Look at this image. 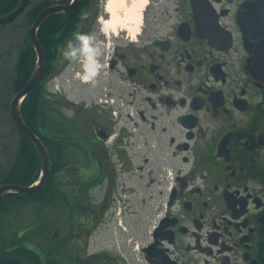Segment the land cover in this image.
<instances>
[{
    "label": "flooded vegetation",
    "instance_id": "flooded-vegetation-1",
    "mask_svg": "<svg viewBox=\"0 0 264 264\" xmlns=\"http://www.w3.org/2000/svg\"><path fill=\"white\" fill-rule=\"evenodd\" d=\"M106 2L78 0L76 12L59 13L75 19L67 39L94 33L107 56L96 81L87 82L98 89L93 96L76 75L79 65L62 56L67 39L47 54L37 31L44 63L36 114L28 125V94L21 118L49 157L37 201L46 194L56 200V233L49 245L40 216L31 214L32 232L30 217L18 226L17 214L0 213V264H12L13 252L24 264L27 251L40 264H264V0H146L135 41L127 30L100 31ZM27 9L21 17L34 7ZM34 23L21 28L20 49L33 48L32 76ZM177 106L189 110L177 115ZM16 133L17 151L0 165V180L14 175L27 140L41 168L28 187L2 181L0 188L42 179L37 147ZM197 179L203 188L187 190ZM24 195L7 191L0 202Z\"/></svg>",
    "mask_w": 264,
    "mask_h": 264
},
{
    "label": "trees",
    "instance_id": "trees-1",
    "mask_svg": "<svg viewBox=\"0 0 264 264\" xmlns=\"http://www.w3.org/2000/svg\"><path fill=\"white\" fill-rule=\"evenodd\" d=\"M21 0H0V18L5 17L11 13H13L17 7L19 6ZM70 0H58L56 3H50L43 1L42 3L36 5L34 9H32L28 15V24H33L40 14L45 8L49 7L50 5L54 4H68ZM75 23L74 17H69L68 15L64 14H57L47 18L40 26L38 32V39L43 47L46 50L47 54H50L52 49L59 44L62 40L67 39L69 37V33L73 29V24ZM8 25V24H7ZM6 25V26H7ZM49 57V56H48ZM36 65V58L35 53L33 51L32 46L29 43L25 44V50L18 53L15 67H14V75H13V82L10 85V92L13 94H18L21 90L25 87L27 82L30 80L32 73L34 71ZM6 91L5 89H2ZM5 94V92H3ZM37 99L35 98V90L29 94L28 99L25 101L23 106V116L25 122L30 125V123L34 120L36 114V107H37ZM21 113V109H20ZM51 161L53 162V166L57 163H61V159H59L58 150H54L53 157H51ZM65 165H67L65 163ZM41 168L40 159L36 154L31 142L28 140L26 141V145L23 146L22 153L20 154L17 165L15 167V173L12 177L7 179H1L5 181V183H14L18 185H22L24 187L30 186L34 183L38 177V172ZM50 186L48 187V189ZM39 195L35 194L32 196L24 195L21 198V202L12 201L7 203L6 198H3L0 202V213L4 214L7 217H11L12 215H21V212L31 211L32 217L37 220L40 224V231L42 235V241L49 245L51 243V234L52 230L49 228V225L52 221L55 220L52 218L53 209H55V203L52 198H49V194L44 196V199L41 202H38ZM32 217L29 218V222L33 225L32 232L36 230L38 231V227H36V221L30 220ZM30 233V232H29ZM27 240L30 241L32 244H35L32 235L27 237ZM12 245L15 246L16 240L15 237H12ZM2 242L0 241V254L3 252ZM14 254L11 255L13 262L17 264L21 263V253L13 252ZM26 260L24 264H40L39 261L36 259L34 254L27 251L26 253Z\"/></svg>",
    "mask_w": 264,
    "mask_h": 264
},
{
    "label": "clouds",
    "instance_id": "clouds-1",
    "mask_svg": "<svg viewBox=\"0 0 264 264\" xmlns=\"http://www.w3.org/2000/svg\"><path fill=\"white\" fill-rule=\"evenodd\" d=\"M138 6L133 4L131 8H126L123 3H117L115 0H107L104 4V11L108 13V18L105 19L104 16L98 17V23L100 24V31L104 34L118 33L119 31L127 30L128 37L130 40L135 41L137 38V33L139 31L138 25L136 27L131 26V12ZM123 10V15L121 11ZM63 58L69 63L75 62L79 65V71L76 75L84 82H95L97 77L101 74L102 69L106 66L107 56L104 54V49L101 43L98 41L97 36L91 32L75 31L72 33L71 37L67 39L65 45L61 50ZM104 56L105 63L101 62V57ZM193 84L197 81L193 79ZM179 99V97H175ZM190 103V98H189ZM187 108H177L174 110L175 114L181 115ZM179 142V141H178ZM188 168H185L180 175H187ZM200 186L203 188V183L197 179L195 185H189L187 190L192 187ZM180 211L179 203L174 204L172 208L173 215L178 214ZM164 213H161L163 216ZM219 222V221H217ZM155 227V226H154ZM195 230V229H193ZM211 231L210 225H206L204 229V236ZM186 242H194L191 238H187ZM207 243L205 239L203 241ZM165 247H171L167 241H163Z\"/></svg>",
    "mask_w": 264,
    "mask_h": 264
},
{
    "label": "rangeland",
    "instance_id": "rangeland-1",
    "mask_svg": "<svg viewBox=\"0 0 264 264\" xmlns=\"http://www.w3.org/2000/svg\"><path fill=\"white\" fill-rule=\"evenodd\" d=\"M43 1H48L50 3H56L58 0H30V7H36V5L42 3ZM56 5V4H54ZM62 5V4H58ZM29 7V8H30ZM29 8L27 10H29ZM28 22L26 14L24 16H20L14 22L9 23L7 26H0L3 27L0 30V165L5 166L6 164H11L12 156L15 155L17 148H16V141H18V136L16 133L15 126L13 124L9 105L13 100L15 94L10 92V85L13 82V75H14V67L16 63V59L18 53L21 49V41L23 36L22 29L27 31ZM83 88L88 91L89 96H93L94 94L98 93V89L95 86H88L87 82H83ZM5 89L6 91L2 90ZM5 92V94L3 93ZM71 92V90H70ZM74 92V91H73ZM21 109V108H20ZM18 215V213H17ZM31 216V212H25L22 215H18L19 222L18 226H21V220H26ZM8 221L7 217L5 222ZM7 224V222H6ZM65 225V224H64ZM34 226V225H33ZM7 228L4 225V230ZM52 232L49 233L52 236L56 233V222L52 221L49 225ZM65 227H63V231L61 232L62 236H65ZM67 230L66 232H68ZM31 235V234H29ZM14 236V233L13 235ZM52 238V237H51ZM44 244V243H43ZM46 246V244H45ZM62 257H65V251H62L60 254Z\"/></svg>",
    "mask_w": 264,
    "mask_h": 264
},
{
    "label": "water",
    "instance_id": "water-1",
    "mask_svg": "<svg viewBox=\"0 0 264 264\" xmlns=\"http://www.w3.org/2000/svg\"><path fill=\"white\" fill-rule=\"evenodd\" d=\"M29 4V0H21L19 6L17 9L5 16L0 18V26L9 24L14 22L17 18H19L27 9ZM78 0H73V3L70 5H55L51 6L45 10H43L39 16L37 17L31 31L29 32L28 39L34 46L35 51L37 52L38 56V61H37V68L32 76V78L29 80L28 84L26 87L16 94L11 101L9 105L10 109V115L12 118V121L17 129V131L20 134H23L26 136L28 139H30L35 146L37 147L40 158L42 161V168H43V177L40 181V184L38 186H35L33 188H21L18 186H6L0 188V198L7 193V191H17L21 192L25 195H34L43 188L45 180L49 174V168H50V162H49V157L47 155V152L41 142L34 136V134L27 128V126L24 124L21 115H20V106L23 100L26 98L28 94H30L40 83L43 75V63H44V54H43V49L37 39V31L40 27V25L49 17L59 14V13H66V14H73L74 12L77 11L78 8ZM1 58V57H0ZM16 264V263H12Z\"/></svg>",
    "mask_w": 264,
    "mask_h": 264
},
{
    "label": "bare ground",
    "instance_id": "bare-ground-1",
    "mask_svg": "<svg viewBox=\"0 0 264 264\" xmlns=\"http://www.w3.org/2000/svg\"><path fill=\"white\" fill-rule=\"evenodd\" d=\"M117 3H123L126 8H131L133 4L137 5L138 7L133 9L131 12V26L136 27L140 24L142 19V12L146 4V0H115ZM121 15H123V10L121 11Z\"/></svg>",
    "mask_w": 264,
    "mask_h": 264
}]
</instances>
